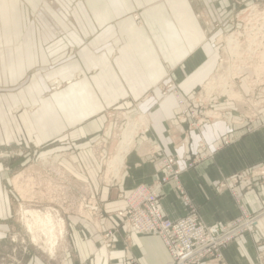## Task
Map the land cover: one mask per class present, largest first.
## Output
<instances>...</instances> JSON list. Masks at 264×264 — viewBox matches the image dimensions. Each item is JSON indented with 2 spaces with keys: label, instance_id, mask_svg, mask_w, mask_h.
Masks as SVG:
<instances>
[{
  "label": "crops",
  "instance_id": "1",
  "mask_svg": "<svg viewBox=\"0 0 264 264\" xmlns=\"http://www.w3.org/2000/svg\"><path fill=\"white\" fill-rule=\"evenodd\" d=\"M33 1L41 0H0V148L30 143L38 147L63 136L71 141L98 134L96 138L102 130L101 136L105 138L112 134L115 139L118 128L101 117L110 102L126 98L146 101L147 96V100L152 99L148 107L138 106L136 113L145 115L149 125L135 137L120 171L117 188L97 183L93 169L97 160L93 155L85 158V171L75 158L72 167L77 172L72 175L88 188L92 203H97L94 209L104 210L107 214L94 220L93 224L77 217L67 219L69 238L66 247L60 251L57 264H128L127 258L136 259L138 264H166L169 261L167 250L157 237L131 233L126 239L122 232L110 245L102 246L101 240L102 231L117 225L113 214L123 207L125 197L136 186L152 184L162 178L164 171L159 164V155L174 157L180 168L187 161L194 158L197 161L203 156L198 165L180 176L186 199L178 196L175 182L163 186L158 204L167 219L186 216L188 207L192 206L204 224L221 225L238 216L241 210L255 213L264 207V177L256 175V169L264 164V109L255 112L259 119L253 124L235 125L233 122L239 121L242 108H236L239 107H235L236 103L220 102L215 109L223 112V119L205 123L198 133H194L187 130L186 125L177 124L178 106L174 96L161 98L159 88H156L170 80L186 98L195 99L198 90L207 82L209 84L218 68V54L204 39L196 12L205 14L212 5L216 8L221 5L224 9L227 0H82L92 26L111 19L121 20L118 22L122 24V65L119 67L122 72L117 69V73H107L108 65L104 61L99 66V77L69 80V87L64 91L43 98V88L49 80L66 81L72 77L73 64L58 63L42 73L38 80L35 75H29L33 67L47 63L49 52L59 53L62 48L59 42L50 45L31 42L30 35L44 32L41 28L31 27L30 8L36 4ZM113 4L117 12L111 9ZM195 4L204 5L202 11L196 9ZM43 14V17L39 16L45 23L48 15ZM55 25L53 30L58 33ZM88 32L94 35V30ZM69 35L73 37V34ZM92 65L98 67L90 61L89 66ZM26 75L30 84L25 90L16 93L1 90L4 86L16 85ZM238 90L245 93V97L249 94L244 81ZM32 103H38L39 107L29 113L26 107ZM18 106L22 111L15 115L13 109ZM182 140L188 141L186 147ZM106 143L104 153L108 155L110 150ZM208 152L212 154L207 156ZM6 178L7 173L2 172L0 166V227H5L3 223L12 210L3 184ZM230 179L236 181L230 183ZM224 183L226 187L222 186ZM259 243L264 245V219L257 223L253 235H245L224 249L221 264H258ZM25 264L48 263L29 256Z\"/></svg>",
  "mask_w": 264,
  "mask_h": 264
},
{
  "label": "rangeland",
  "instance_id": "2",
  "mask_svg": "<svg viewBox=\"0 0 264 264\" xmlns=\"http://www.w3.org/2000/svg\"><path fill=\"white\" fill-rule=\"evenodd\" d=\"M42 1L43 0L33 1L36 4L30 8V24L31 27L41 28L44 32L42 35L34 32L29 38L32 43L38 44L47 42V44L50 45L54 44V42L57 44L59 42L62 48L58 50L59 53L49 52L46 58L47 63L44 65L39 63V65H36V67L31 69L29 75H35V79L38 80L42 73L50 71L54 65L58 63H62L63 65H70V63L73 64L72 77L66 79V81L59 78L49 80L43 88L44 92L41 95L42 98L60 90L64 91L66 87H69V80L78 81L80 78L83 79V77H86L87 80L94 76L99 77V66L101 67V63L104 61L108 65V68H106L107 73H109V71L118 72L117 69L122 65V31H120L122 30V24L119 25L121 20L118 19V22L117 19L114 21L111 19L105 21L102 25L97 23L98 25L96 24L92 26L91 21L87 19V10L82 0H44V4ZM194 6L200 11H202V8L204 7V5L201 4H195ZM223 6L224 9H221V5H218L217 8L216 5H212V7L207 8L205 14H202L199 11L196 12V17L199 19L203 33L205 34V37L203 35L202 38H206V40H208V45L216 48L218 54V68L209 84L207 82L206 85L198 90L195 99L186 98L181 90L170 80H166L162 84L156 85V88H159L161 98L167 97V95H172L175 99L176 94H180L185 99L186 105L189 109L193 108L195 111L199 112L197 113L198 116L196 115L195 118H192L194 119V121L192 120L193 124H196L197 121L196 128L205 123H212L206 120L202 125H198V122L204 116L205 111L212 109L213 111L221 112L215 109V105L220 102H232L236 103L235 107L236 105L239 106L236 108H244V111L241 109L239 112V121L233 122L235 125H241L243 123H247L248 125L253 124L255 120L259 119V116H257L255 112L261 107V109H264V95L260 94V89L256 90L252 99L250 93L245 97V93V96L243 94L241 96L236 93V90H233L234 87L239 89L243 81L247 84V81L249 78L251 79L253 74L246 72L243 78L238 79L237 76L241 73V69H232L225 64L228 55L227 51H229L227 46L229 35L243 30L249 11L255 9H257L258 12L264 11V0H227V5ZM111 9H114V12H117V8L114 4L111 5ZM40 11L46 13L48 16L50 15L47 17L51 20L52 24L47 26L41 20L39 16L41 14ZM53 22L57 25L58 33L53 30L55 29V24H53ZM61 24L63 27H61ZM105 24H107V26L104 27ZM60 30H62V32ZM90 30H94V35L89 34L88 31ZM63 31L65 33L64 35H62ZM67 33L73 34V37L76 40ZM42 39H44L45 42ZM90 61L94 62L98 67H93V65L89 66ZM220 68L221 71H219ZM223 70L225 72L224 74L228 76L229 79L223 75ZM119 71L122 72V68H120ZM232 78L234 80H232ZM225 79H227V83H225ZM55 80L59 83H54ZM28 84H30V79L29 76L26 75V77L16 85L4 86L1 90H10L16 93L19 90H25ZM220 95H225L226 97ZM147 97H145L146 99L144 98L146 101L130 98L120 101L116 100L110 102L109 107L107 106L106 109L102 111L101 117H104V121L107 123H114L113 126L115 125V127L118 128L115 139H113L112 134L105 138L101 136L103 133L102 130L100 137L96 138L94 137L98 134L86 135L80 140L71 141L68 137L63 136L59 140L47 142L38 147L35 146V143H30V145L15 144L0 148L1 171L7 173V178L4 180L3 184L7 191L9 202L12 205L10 215L3 223V226L5 227H0V264H25V261L29 256L44 259L48 264H57L60 251L64 246L66 247L65 242H67L69 238L67 219L70 217H77L78 219H84L93 224L94 220L106 216L107 213H105L104 210L97 211L96 208L94 209L97 203H92L88 188L76 180V177L72 175L76 171V169L72 167L74 164L73 162H75V158L79 160L80 163H82L81 168L85 171L87 163L85 158L93 155L97 160L94 162L93 168L96 174L97 183L100 184V186L102 185L111 189L117 188L120 183V171L123 165H120L119 173L116 177L111 175V170L107 171V166L109 161L116 157L118 153L117 149L122 140V135L125 133L126 129V132H128V128H132V123L134 125V131L130 138V141L132 142L130 150L134 145L135 137L139 133L147 130L146 128L149 125L148 119L145 115L136 113L138 106L143 104V106L148 107L152 102V99L147 100ZM194 105H201L202 107L196 109ZM38 107V103H32L31 106L26 107V110L31 113L36 111ZM21 108V106L15 107L13 113L16 115L18 112L22 111ZM177 115L175 120L178 125H182L183 123H181L180 120L179 122L181 124L178 122ZM110 128L112 129V126ZM189 131L198 133L199 128L197 130L189 129ZM106 141L109 144L110 153L112 151V153H109L108 155L104 153V150L107 148ZM182 143L186 147L188 141L186 142V140H182ZM203 148L204 147H202V149ZM211 154L212 152H208L206 155L210 156ZM45 157L52 158V162L55 157L59 159L56 160V164L55 161L53 162V164H55L53 168H49L46 165H43L42 159ZM159 157V164L164 171V175L166 173L163 169L162 161L164 159L162 160V158H173L176 161L177 168L181 170L180 176L185 170L193 169L198 165L199 161L203 160V156L197 161L196 158H194L191 161H187L183 168H180L174 157L165 155H159ZM49 160L50 159H48V162H50ZM261 172L264 173V164L256 169V175L264 177V175L260 174ZM20 176L22 180H20ZM180 176L177 184L175 183V190L178 191V196L182 199H186V194L180 184ZM159 180H161V178ZM234 181H236V179H230L228 182L232 183ZM152 184L143 185L148 187ZM222 186L226 187V184L224 183ZM26 210L48 213L54 218V220L59 216L64 221L63 239L59 241L53 254L41 250L39 247L42 246V243L39 246L32 243L31 234L27 230L23 219V212ZM121 210L122 207L113 214L116 218L117 225L109 230L101 232L102 246L110 245L117 234H122L121 220L117 215ZM191 212L196 214V210L192 206H189L187 215ZM259 213L261 214L258 221L259 223L264 219V207L255 213H247L241 210L239 215L232 220H235V218L240 217L243 214L255 215ZM230 221L226 223H229ZM255 230L256 226L253 230L247 231L236 240L238 241V239L245 235H253ZM36 233L34 232V234ZM108 234H111L112 237L109 238L110 236ZM258 246L260 247H258L256 252L257 263L264 264V245L261 246V243H259ZM127 259L128 264H135L134 261L138 264L136 259ZM221 261L222 258L219 262H216L215 260H211L210 262L221 264Z\"/></svg>",
  "mask_w": 264,
  "mask_h": 264
},
{
  "label": "built area",
  "instance_id": "3",
  "mask_svg": "<svg viewBox=\"0 0 264 264\" xmlns=\"http://www.w3.org/2000/svg\"><path fill=\"white\" fill-rule=\"evenodd\" d=\"M229 36L233 37L234 47L231 51H227L228 59L226 62L232 68L246 64L251 55L264 52V11L258 12L257 9L249 11L243 30ZM256 41H261V45L255 46L254 42ZM237 78L241 79L243 76H237ZM252 78H249L246 84L251 99L257 89H260V94L264 95V86H261L264 85V79L260 78L254 82ZM175 97L178 103L177 120L186 124L187 130H197L206 120L214 123L224 117L223 112L213 111L212 109L207 110L198 122L200 127L196 128L197 121L195 120L196 124H193L192 120L194 121V119L192 118H195L199 112L193 108L189 109L182 95L176 94ZM162 160L166 174L161 180L148 187L143 184L136 186L125 198L122 210L117 213L121 220L122 232L125 238L128 239L131 233H136L141 237L159 238L169 256V261L166 264H202L211 260L219 262L224 249L247 231L253 230L261 214H243L235 220L221 225L204 224L194 212L176 221L167 219L160 210L159 196L163 184L170 181L177 184L181 170L177 168L176 161L173 158L166 157ZM260 174L264 175L263 172ZM108 235L109 238L112 237L111 234ZM125 242L128 245V242ZM134 263L136 264L135 261Z\"/></svg>",
  "mask_w": 264,
  "mask_h": 264
},
{
  "label": "bare ground",
  "instance_id": "4",
  "mask_svg": "<svg viewBox=\"0 0 264 264\" xmlns=\"http://www.w3.org/2000/svg\"><path fill=\"white\" fill-rule=\"evenodd\" d=\"M40 12H41V16L43 17L44 12L42 11ZM45 24L47 26H49V24H52L51 20L48 19L47 17H45ZM232 38L233 37L229 36L228 42H227L229 51H231L234 47V41ZM254 44L255 46H259L261 45V41H256L254 42ZM250 54H253V53H250ZM225 64L227 65V67L232 68L230 64H227V62H225ZM241 66H244L245 68H238ZM237 69H241V73L239 74V76H244L246 72H249V74H253V76L251 77H253L252 80L254 82L259 80L260 78L264 79V52H262L261 54L251 55L250 59L246 61V64L237 66ZM219 71H221V68ZM224 73L225 72L223 70V75L226 76ZM226 77L229 79L228 76ZM226 80L227 79L224 80L225 83H227ZM232 80L234 79L232 78ZM54 83L58 84L59 82H54ZM233 90H236L237 92L236 91L235 92L242 96V93L237 90V87L236 88L234 87ZM176 103H177V99H176ZM132 128L129 127L128 132H126L127 129L125 130V133L122 135V140L119 144L120 146L117 149L118 153L116 157L113 160L109 161L108 163L107 171L111 170L112 172L111 175L114 177H116L117 174L119 173L120 165L121 166L123 165L125 157L130 151V146L132 145L130 138L134 131L133 123H132ZM48 159H50L49 160L50 162H48ZM58 159L59 158L57 157L54 158L55 164L57 162L56 160ZM51 160L53 159L49 157L48 158L45 157L44 159H42L43 165H46L49 168H53L55 164H53L54 161L52 162ZM51 162L53 165L51 164ZM21 176L24 177L23 175ZM21 176H20V180H22ZM23 219L27 227V230L31 234L32 243L36 244L37 246L41 245L42 243V246L39 248L41 250L46 251L49 254H53L55 247L57 246L59 241L63 239L64 221L59 216H57V219L54 220V218L48 213H41L38 211L32 212L31 210H26L23 212ZM34 232L35 233L37 232V233L34 234ZM39 240H40V243H39Z\"/></svg>",
  "mask_w": 264,
  "mask_h": 264
}]
</instances>
